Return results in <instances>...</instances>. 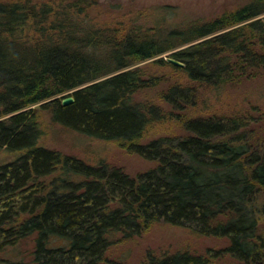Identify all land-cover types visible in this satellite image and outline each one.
I'll return each mask as SVG.
<instances>
[{
  "label": "trees",
  "instance_id": "trees-1",
  "mask_svg": "<svg viewBox=\"0 0 264 264\" xmlns=\"http://www.w3.org/2000/svg\"><path fill=\"white\" fill-rule=\"evenodd\" d=\"M97 1L0 0V148L20 152L0 164V251L35 234L33 264H100L111 232L132 236L165 221L229 243L209 256L148 253L144 264H211L224 253L264 264V135L240 114H183L199 86L264 73V0L187 25L84 23ZM150 59L187 76L162 98L188 134L143 141L166 114L132 101L163 78L134 66ZM36 104L157 165L132 175L39 144Z\"/></svg>",
  "mask_w": 264,
  "mask_h": 264
},
{
  "label": "rangeland",
  "instance_id": "rangeland-1",
  "mask_svg": "<svg viewBox=\"0 0 264 264\" xmlns=\"http://www.w3.org/2000/svg\"><path fill=\"white\" fill-rule=\"evenodd\" d=\"M248 1L250 0H98L89 9L88 16L83 15L80 20L86 23L93 19L100 24L123 19L134 20L146 26L157 23L187 25L214 18ZM134 66H143L147 74H160L163 77L157 85L141 89L133 96V102L146 106L154 103L166 112L164 118L150 121L143 141L166 134H188L175 116L169 113L172 106L162 98L163 91L170 84L186 81L187 76L175 71L170 65H160L153 59ZM34 108L39 113V144L75 155L92 165L106 161L132 175L157 165L155 160L130 152L115 140L92 137L54 121L51 111L41 108L40 104L34 105ZM183 114L188 117L240 114L248 118L252 126L259 127L260 136L264 135V73L243 78L239 82H227L222 86H199L196 104L190 105ZM19 154V151L0 148V164L14 160ZM109 236L112 242L100 264H110L112 260L123 264H144L148 253L160 256L165 252L184 250L209 256L208 249H221L229 243L228 237L197 234L185 226L165 221L154 222L140 234L125 236L123 232L116 231ZM34 245L35 234L16 245L6 247L0 251V264H33ZM210 263L240 264V261L231 254L224 253L217 257L210 256Z\"/></svg>",
  "mask_w": 264,
  "mask_h": 264
},
{
  "label": "water",
  "instance_id": "water-1",
  "mask_svg": "<svg viewBox=\"0 0 264 264\" xmlns=\"http://www.w3.org/2000/svg\"><path fill=\"white\" fill-rule=\"evenodd\" d=\"M167 58V60L169 61V62H172V63H174V64H177V65H180V66H183L184 65V63L182 62V61H179V60H177L176 58H174V57H172V56H168V57H166ZM84 86V85H83ZM74 101V97L71 95V94H69V95H66V96H64L63 98H62V102H63V104H70V103H72Z\"/></svg>",
  "mask_w": 264,
  "mask_h": 264
}]
</instances>
